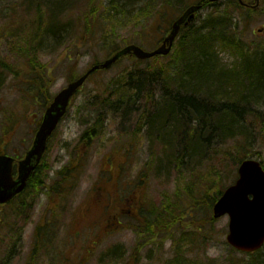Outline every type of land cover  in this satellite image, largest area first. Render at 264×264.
<instances>
[{"label": "rangeland", "instance_id": "1", "mask_svg": "<svg viewBox=\"0 0 264 264\" xmlns=\"http://www.w3.org/2000/svg\"><path fill=\"white\" fill-rule=\"evenodd\" d=\"M38 1L31 4L30 0H0V152L17 156L31 143L43 111L41 98L47 93L53 95L71 78L107 55V43L98 42L99 32L105 30L106 23L112 32V47L133 42L150 50L163 35L160 32L157 36L151 35L153 31L150 30L144 41H133L138 26L134 21H121L116 12L111 14L112 24L101 17L93 21L92 16L96 15L90 16L88 11L104 12L110 0H41V8L37 10ZM193 1L196 0L176 1L177 14ZM228 4L227 0H220L217 6L204 7L193 25H200L206 16L220 12ZM231 10L235 12L233 27L237 36H243L244 48L252 56L259 54L264 48V7L256 12L232 7ZM85 11L92 22V33L88 41L83 42L85 30L80 19ZM38 14L41 23L46 22L48 15H56L58 23H68L69 33L63 34L58 41H45L40 33L33 36ZM261 27L263 29L258 32ZM29 34L34 43H29L32 68L24 51L13 49L18 40H29ZM39 38L41 46L36 47ZM215 47L221 66L231 67L239 61L238 52L219 44ZM164 58L158 62L164 64L170 57ZM133 65L125 59L91 76L59 122L41 161L35 186L20 199L0 204V264H162L172 253L170 238L154 235L153 228L148 234L142 233L136 219L138 208L130 207L136 201L144 202V209L153 204L159 207L162 202L168 206L170 200L179 203L183 220L173 232L176 240L183 237L181 242L177 240L175 250L177 247L179 251L188 249L191 257L210 258L216 262L250 257L241 252L230 253L226 241L227 215L213 218L202 234L190 235L191 223L187 228L185 224L189 218L207 221L205 204H200L199 198L197 202L189 198L194 195L189 194V189L200 186L206 168L212 169L206 175L215 183L208 194L211 197L221 183L225 188L237 178L236 157L246 153L247 157L264 162L263 95H258L257 103L252 100L248 104L244 110L246 114H239L236 137L210 145L209 161L204 169L197 167V176H191L184 164L177 167L165 160L179 158L181 152L163 143L164 133L156 136L155 128L148 123L157 121L148 120V116L154 112V106L160 107L159 98L174 90V86H157L154 95L157 103L145 102L144 90L129 107L103 102L107 93L113 91V85L128 78ZM35 81L40 87L44 85L39 96L31 85ZM155 84L158 85L154 81L152 85ZM147 88L153 90L151 86ZM108 96L111 99L110 94ZM250 108L253 112L248 115ZM171 121L177 123L175 119ZM87 128H95L97 135L82 139ZM240 130L245 134L240 135ZM68 167L74 172L68 180L61 181L59 170ZM38 181L41 184L38 185ZM56 186L59 192L51 190ZM19 200L23 202L22 209ZM43 226L48 227L44 235L51 238L35 251L40 236L37 229ZM183 231L185 235L179 236ZM202 238L205 240L200 248ZM196 248L199 250L197 256ZM256 256L264 259V246Z\"/></svg>", "mask_w": 264, "mask_h": 264}, {"label": "trees", "instance_id": "2", "mask_svg": "<svg viewBox=\"0 0 264 264\" xmlns=\"http://www.w3.org/2000/svg\"><path fill=\"white\" fill-rule=\"evenodd\" d=\"M34 1L30 0V3L32 4ZM40 1L36 2L35 6L37 10L41 8ZM176 1L178 0H110L104 8V12L96 13L93 9L88 11V14L90 16L96 15L92 16L93 21L94 18L101 17L110 24L113 22L114 17L111 16L113 12H116V15L120 14V20L123 22L129 23L134 21V25L138 26V31L133 41L142 42L150 30L153 31L150 34L155 36H157V32L163 35L167 33L171 21L177 16V10L174 7ZM197 1L202 2V8L217 6L220 2ZM227 1L229 3L227 7L219 10L220 12H213L206 16L200 25L189 24L188 26H183L175 39L171 50L172 53L170 52L166 55L170 58L164 64L158 62V59L166 56H154L145 60H138L132 56L125 57L127 61L135 64L133 65L134 69L128 71V78L124 82L113 85V91L107 93L108 95L110 94L111 99L106 95L103 100L104 103L107 102L109 105H125L129 107L135 102L136 96L144 90L146 93L145 102L157 103V101H154V95L157 94L155 90L157 86L163 88H165V85L174 86V90L165 92L159 98L160 107L154 106V112L148 116V120L152 118L157 121L155 123L148 121V123L150 127L155 128L156 136H161L164 133L161 138V140L163 137L165 139L163 143H168L171 150L181 152L179 158L172 159L173 157H171L165 160L170 165L177 167L184 164L186 169L191 171V176H197V167L201 166L204 169L205 163L209 161V146L218 145V143H224L226 139L236 137L237 131L235 130V125L239 124V114H241L240 116L246 114L244 110L252 100L254 103L259 101V94L264 97V48L261 49L259 54H254L253 56L248 53V49L244 48L243 36H237L236 28L233 27L232 18L235 12L231 10V7L237 10L246 9L236 0ZM88 14L85 11L80 19L83 22L85 30L82 37L83 42L88 41L92 33V22H90ZM37 17L36 26L33 28V36H39L40 33V36H43L42 39L45 41L49 39L58 41L63 34L69 33L68 23H58L56 15H48L46 22L44 21L43 23H41L42 20H39V14ZM111 34L109 25L106 23L105 30L99 32L98 37V42L107 43L105 47L108 50L107 55L117 48L116 45L112 47L113 40L110 38ZM28 36L29 40L26 38L18 40L13 49L23 50L30 68H32L34 64L33 61H30V48L32 46L29 44L31 43V35L29 34ZM40 43L41 39L39 38L35 46L40 47ZM216 44L238 52L240 56L239 61L231 67L221 66L216 53ZM164 59L166 61V58ZM104 71L106 70H97L93 74ZM42 72L46 73L45 68L42 69ZM49 81H52V79L49 78ZM154 81L158 85H152ZM31 85L35 86L34 91L37 96L42 94L39 90L44 89L43 84L40 87L38 81H35ZM149 86L153 87V90H148L147 87ZM51 96L50 93H47L45 97L41 98L42 107L50 100ZM252 112L250 108L248 115H251ZM172 119L177 120V123L174 124L171 121ZM91 132V137L97 135L95 129ZM239 134L244 135L245 131L240 130ZM91 137L87 135V132L81 135L82 139ZM124 153L127 154L128 150L124 151ZM17 155L15 154L14 156ZM246 157V153L236 157L234 164H239ZM261 164L264 167V162H261ZM40 165L41 163L38 164L35 173L28 179L26 192L35 186ZM211 171V168L205 169L206 173ZM73 172L74 169L69 167L60 170V180H68ZM206 173H203L199 187L189 189V194H194L190 195L189 198L194 202H197L199 198L200 204H205V209L208 210L207 221H193V219L189 218L185 225L187 228L191 223L189 227L190 235H194L195 233L202 234L204 227L214 221L211 209L216 199L224 190V185L221 183L217 187V191H214L213 195L208 197L215 183ZM39 184H41V181H38ZM57 189L58 187L56 186L51 190L55 191ZM25 191L16 196V199H20ZM19 201V203H22V206L21 208L20 205L18 207L22 209L23 202ZM143 204L144 202L139 205V216L136 218L141 232L148 234L153 228L154 235H157V233L162 234L161 236L169 237L171 240V256L162 264H264V259L256 256L260 250L254 253H247V255H250L248 259L232 257L220 262H216L210 258L202 257L203 259H199L191 257V254L187 253L188 249L179 251V247H177L175 250L177 240L178 242L183 240V237H178L176 240V236L173 235V232L176 231L175 227L183 224V220H181L182 212L179 211V203L174 204L170 200L168 206H165V203L162 202L159 207L153 204L148 209H144ZM15 207H17L16 203ZM13 211V213H16L15 209ZM45 229V226L37 229V233L39 234L40 232V236L37 242L38 245L35 246V251L40 246V237L45 236ZM184 235L185 232L183 231L179 236ZM204 240L205 238L201 239L200 248ZM195 241L196 238L194 239ZM196 243L190 244L194 245ZM194 251L195 256H197L199 254L198 248ZM229 251L231 254L238 252L231 247ZM241 254L246 255V253Z\"/></svg>", "mask_w": 264, "mask_h": 264}, {"label": "water", "instance_id": "3", "mask_svg": "<svg viewBox=\"0 0 264 264\" xmlns=\"http://www.w3.org/2000/svg\"><path fill=\"white\" fill-rule=\"evenodd\" d=\"M237 1L243 4L242 0ZM200 8V3L188 5L171 22L168 32L153 49L146 50L134 43L121 46L63 86L45 108L31 144L24 154L20 158H15L0 153V203L8 202L25 188L69 102L93 71L109 69L127 55H133L140 60L167 55L182 26L190 24ZM237 173L238 177L234 183L227 186L213 204L212 214L214 218L228 215L226 241L231 247L242 252H253L264 244V169L258 160L246 158L239 163Z\"/></svg>", "mask_w": 264, "mask_h": 264}, {"label": "flooded vegetation", "instance_id": "4", "mask_svg": "<svg viewBox=\"0 0 264 264\" xmlns=\"http://www.w3.org/2000/svg\"><path fill=\"white\" fill-rule=\"evenodd\" d=\"M255 4H256V6H255ZM243 6L248 12L258 11L260 8L264 7V0H244ZM89 130L90 129L87 128L84 132H87V135H89L91 137L92 132H90ZM55 191L59 192L60 191L59 187ZM139 204H140V202L137 203V201H136L130 208L133 209V210H136L137 208H139L138 207ZM137 211L139 212V209H137Z\"/></svg>", "mask_w": 264, "mask_h": 264}]
</instances>
